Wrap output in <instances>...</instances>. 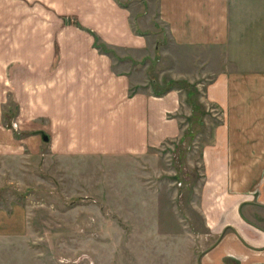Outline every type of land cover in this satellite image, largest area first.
Here are the masks:
<instances>
[{"label": "crops", "instance_id": "crops-1", "mask_svg": "<svg viewBox=\"0 0 264 264\" xmlns=\"http://www.w3.org/2000/svg\"><path fill=\"white\" fill-rule=\"evenodd\" d=\"M155 55L167 81H205L219 115L196 203L215 239L196 264H264V0H0V87L21 81L22 119L38 120L24 133L52 129L55 154L140 157L182 139L192 109L177 85L146 86Z\"/></svg>", "mask_w": 264, "mask_h": 264}, {"label": "rangeland", "instance_id": "rangeland-1", "mask_svg": "<svg viewBox=\"0 0 264 264\" xmlns=\"http://www.w3.org/2000/svg\"><path fill=\"white\" fill-rule=\"evenodd\" d=\"M159 57L145 81L155 92L169 84ZM196 83L188 132L140 157L55 154L52 129L45 143L24 133L38 120L22 119L21 81L0 87L1 138H15L0 145V230L10 223L13 235L0 240V264H196L215 239L196 203L199 152L219 119L200 101L206 82Z\"/></svg>", "mask_w": 264, "mask_h": 264}, {"label": "trees", "instance_id": "trees-1", "mask_svg": "<svg viewBox=\"0 0 264 264\" xmlns=\"http://www.w3.org/2000/svg\"><path fill=\"white\" fill-rule=\"evenodd\" d=\"M174 85H183L185 86V94H186V102L192 106L191 109H196L198 108V104H196V101L192 100V96L196 95V91L191 90V88L194 86L186 81H170L168 86L166 88H164L162 91L160 92H156L157 94L163 93L165 91H167L168 89H170L171 87H173ZM199 96V95H198ZM202 107V106H201Z\"/></svg>", "mask_w": 264, "mask_h": 264}, {"label": "water", "instance_id": "water-1", "mask_svg": "<svg viewBox=\"0 0 264 264\" xmlns=\"http://www.w3.org/2000/svg\"><path fill=\"white\" fill-rule=\"evenodd\" d=\"M42 138H43L44 141H47L48 140V137L45 134H42Z\"/></svg>", "mask_w": 264, "mask_h": 264}, {"label": "built area", "instance_id": "built-area-1", "mask_svg": "<svg viewBox=\"0 0 264 264\" xmlns=\"http://www.w3.org/2000/svg\"><path fill=\"white\" fill-rule=\"evenodd\" d=\"M12 127H16V123H13V124H12Z\"/></svg>", "mask_w": 264, "mask_h": 264}]
</instances>
